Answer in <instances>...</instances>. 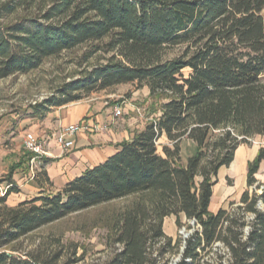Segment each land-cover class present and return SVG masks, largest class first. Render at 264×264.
<instances>
[{"label": "trees", "instance_id": "obj_1", "mask_svg": "<svg viewBox=\"0 0 264 264\" xmlns=\"http://www.w3.org/2000/svg\"><path fill=\"white\" fill-rule=\"evenodd\" d=\"M263 11L264 0H0V79L85 44L108 40L115 54L87 79L32 106L35 118L82 93L123 84L147 87L158 102V116L143 131L56 195L11 206L20 190L13 177L0 178V189L7 184L0 193V264H55L21 253L18 244L70 215L130 197L116 239L121 248L104 264H168L182 246L164 232L171 216L178 228L182 216L198 227L177 264H264V185L256 178L264 148L248 165L239 202L209 210L220 170L241 145L264 136ZM177 47L183 53L167 59ZM188 140L196 149L184 164Z\"/></svg>", "mask_w": 264, "mask_h": 264}, {"label": "rangeland", "instance_id": "obj_2", "mask_svg": "<svg viewBox=\"0 0 264 264\" xmlns=\"http://www.w3.org/2000/svg\"><path fill=\"white\" fill-rule=\"evenodd\" d=\"M262 15L264 17V11ZM107 43L108 40L82 45L46 59L37 70L0 79V178L11 176L16 180V185L23 180L20 183L23 189L18 187L22 190L21 194H12L9 199L11 206H17L21 200L29 198V193L24 190V183L40 167L38 164V168H32L31 160L29 161L32 153L25 149L24 135L21 134L27 128L25 124L36 122L31 107L57 96L69 84L87 79L95 68L108 64L115 54L110 51ZM183 51L182 47L168 49L166 58H174ZM148 92L147 87L138 89L136 84H123L90 95L82 93V99L74 103H107L106 108L112 109L121 105L124 110L121 118L137 119L139 125L146 127L158 116L155 111L158 109V102L150 100L149 95H146ZM262 139L257 136L251 140L262 142ZM166 143L161 141L160 144ZM183 144V159H186L194 153L189 140ZM224 172L233 173L231 169H223L221 178ZM16 174L22 176L14 179ZM236 176H240V169H237ZM227 183L232 185L231 180H227ZM240 183L238 178L237 189ZM6 189L7 184H4L0 193L3 194ZM134 201L135 197H130L70 215L23 238L17 247L21 248V253H33L55 264H104L121 248L116 244L120 218ZM184 228L186 231L181 234L180 231ZM177 230L176 239L181 240L182 246L176 254L169 257L168 264L181 261L185 236L198 230V227L186 222ZM224 253L225 250L222 249L220 254Z\"/></svg>", "mask_w": 264, "mask_h": 264}, {"label": "crops", "instance_id": "obj_3", "mask_svg": "<svg viewBox=\"0 0 264 264\" xmlns=\"http://www.w3.org/2000/svg\"><path fill=\"white\" fill-rule=\"evenodd\" d=\"M146 95H149V92ZM106 105L107 103L100 102L71 103L52 109L44 119L34 117L36 122L25 124L27 128L21 134L25 137L26 133H35L44 140L48 156L43 161V171L46 175L39 176L42 171L41 165L39 168L37 167L39 170L30 175V179L27 178L24 183V190L29 193V198L21 200L20 203L32 200L42 194L56 195L75 179L83 176L86 171L106 162L119 151V145L133 139L136 132L144 130L145 126L139 125L137 119L115 118L113 109L106 108ZM78 124L86 129L72 137H67L74 142V146L69 151H63L58 144L57 136L66 127ZM96 127L98 130H95ZM259 137L263 138L262 142H253L250 139L249 143L238 148L232 165L220 170L218 184L213 189L210 203L211 213H217L220 209L228 210L230 203L240 200L243 192L247 190L248 165L256 159L260 149L264 148L261 145L264 144V136ZM161 141L167 142L165 137ZM189 145L194 153L195 145L193 143ZM187 159L188 157L183 159L184 164ZM223 169H231L233 173L224 172L221 178L220 173ZM237 169H240L238 177L236 176ZM19 176L22 175L16 174L14 179ZM238 178L241 183L237 189ZM256 178L259 183L264 185V161ZM227 180H231L232 185H229ZM22 181L17 182V187L21 189H23L20 184ZM21 192L22 190H20V194ZM181 220L183 223L187 222L185 216H182ZM177 229L176 217L171 216L165 219L164 232L168 237L176 239Z\"/></svg>", "mask_w": 264, "mask_h": 264}, {"label": "built area", "instance_id": "obj_4", "mask_svg": "<svg viewBox=\"0 0 264 264\" xmlns=\"http://www.w3.org/2000/svg\"><path fill=\"white\" fill-rule=\"evenodd\" d=\"M123 107L121 105H117L114 107V117L121 118L123 116ZM86 128L80 124L71 125L63 129L60 134L57 136V141L59 146L63 151H69L73 148L74 142L72 140L67 139V137H72L79 132L85 130ZM95 130H98L96 127ZM24 147L27 151L33 154V158L31 160L32 168L36 169L39 165H42L44 159L48 156V152L46 150V143L35 133H26L24 137ZM36 171L34 172V174ZM192 225H195V222H189ZM185 228L183 231H180L181 234L185 233ZM193 232H189L186 234L185 239H187Z\"/></svg>", "mask_w": 264, "mask_h": 264}, {"label": "water", "instance_id": "obj_5", "mask_svg": "<svg viewBox=\"0 0 264 264\" xmlns=\"http://www.w3.org/2000/svg\"><path fill=\"white\" fill-rule=\"evenodd\" d=\"M175 264H177V262Z\"/></svg>", "mask_w": 264, "mask_h": 264}]
</instances>
